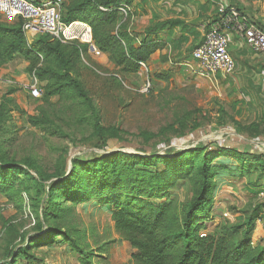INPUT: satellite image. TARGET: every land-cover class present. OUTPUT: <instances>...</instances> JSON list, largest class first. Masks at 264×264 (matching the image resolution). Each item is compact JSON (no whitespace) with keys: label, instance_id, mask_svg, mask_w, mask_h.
Masks as SVG:
<instances>
[{"label":"trees","instance_id":"16d2710c","mask_svg":"<svg viewBox=\"0 0 264 264\" xmlns=\"http://www.w3.org/2000/svg\"><path fill=\"white\" fill-rule=\"evenodd\" d=\"M130 3L132 0L127 2ZM121 7L122 0H65L62 19L66 24H89L95 45L119 72L136 74L142 70L140 63L147 64L162 44L144 41L140 47L135 46L128 32L129 20ZM171 23L154 25L147 33ZM23 25L22 19L13 24L0 22V68L16 58L28 63L29 74L44 84L43 102L66 99L83 111V121L97 140L96 148L107 151L110 140H122L117 128L103 125L101 109L73 71L72 58L87 51L88 45L80 44L81 48L76 42L63 44L47 34L29 41ZM154 78L168 80L169 76L156 73ZM14 93V90L8 92L0 103V130L13 119ZM28 120L31 127L50 128L49 118L35 115ZM233 123L239 130L264 137V123L247 127ZM168 129L157 134L145 133V141L165 134ZM209 144L183 152L167 150L165 156L156 152L150 156L133 152L92 153L87 160L74 158L72 170L64 161L48 175L30 159L19 162L10 158L0 142V192L12 195L20 186L28 187L30 181H37L32 173H37L43 181L56 180L48 186L45 200L47 208L43 216L49 223L48 230L33 243L52 245L54 236L60 235L63 242L81 254L82 264H92V260L86 240L89 236L80 229L75 206L93 196L104 197L103 204L111 209L116 230L135 250L132 254L135 264H264V244L254 246L252 242L257 223L264 217V202L255 205L238 224L220 223L214 234H202L208 230L218 173L223 171L215 164L221 153L230 154L241 164L242 176L258 170L263 178L264 153L229 147L216 152L209 149ZM160 162L165 165L164 170L150 169ZM182 180L188 181L193 192L185 202L169 197ZM68 202L71 204L65 205ZM50 223L58 225L54 227ZM29 249H21L18 256ZM99 249L97 253H102L103 249Z\"/></svg>","mask_w":264,"mask_h":264},{"label":"rangeland","instance_id":"374dc122","mask_svg":"<svg viewBox=\"0 0 264 264\" xmlns=\"http://www.w3.org/2000/svg\"><path fill=\"white\" fill-rule=\"evenodd\" d=\"M0 22H5L1 16ZM187 57L186 61H192ZM72 60L75 75L101 109L103 125L117 128L122 140H110L107 151L96 148L97 140L83 121V111L66 99L53 98L49 103L33 99L28 87L35 84L43 95L44 84L29 74L28 63L16 58L0 68V103L8 92L15 91L13 119L0 130V142L10 158L19 162L30 159L49 175L64 161L72 170L74 158L87 160L92 153L150 156L156 152L165 156L167 150L183 152L203 143H212L207 146L216 152L229 147L264 153V145L251 143L257 139L254 133L239 130L228 120L227 103L217 94L220 86L192 75L183 66L171 69L169 79L161 81L146 69L136 74L120 73L106 54L98 58L89 49ZM147 79L154 88L149 95H143L139 89ZM35 115L49 118L50 128L31 127L28 119ZM164 128H169L168 132L145 141V133L157 134ZM215 164L223 171L218 173L208 230L203 235L214 234L220 223L238 224L255 205L264 202V178L258 170L242 176L241 164L227 153H221ZM150 169L162 171L165 165L160 162ZM32 174L37 181H30L28 187L20 186L12 195L0 192V264H82L81 254L63 242L60 235L54 236L52 245L33 243L48 230L49 223L43 216L45 200L48 186L56 180L43 181L37 173ZM179 184L169 197L185 202L193 192L187 180ZM103 200L93 196L75 206L80 229L89 236L86 240L92 264H135V250L116 230L113 213ZM261 220L258 225L264 231V217ZM263 234L256 227L254 246L264 244ZM26 247H30L27 253L18 256ZM99 248L102 253H97Z\"/></svg>","mask_w":264,"mask_h":264},{"label":"crops","instance_id":"0c3cea01","mask_svg":"<svg viewBox=\"0 0 264 264\" xmlns=\"http://www.w3.org/2000/svg\"><path fill=\"white\" fill-rule=\"evenodd\" d=\"M128 1L122 0L121 12L129 20L128 32L134 45L140 47L144 41L162 44L147 63L148 73L169 76L171 69L183 66L192 75L220 86L217 94L227 103L229 121L243 127L264 123V54L253 51L240 37L228 11H219L223 5L235 7L243 20L264 30V0H132L127 4ZM166 22L173 23L147 33L150 27ZM213 28L224 30L229 37V53L236 63L233 75L201 76L199 65L192 58V51ZM188 55L190 62L185 60ZM251 143L264 145V137ZM258 223V233H264Z\"/></svg>","mask_w":264,"mask_h":264},{"label":"built area","instance_id":"2783aa9c","mask_svg":"<svg viewBox=\"0 0 264 264\" xmlns=\"http://www.w3.org/2000/svg\"><path fill=\"white\" fill-rule=\"evenodd\" d=\"M63 0H0V16L6 23L13 24L18 20L24 21L23 29L29 41L39 34H47L53 40L63 44L79 43L88 45L90 53L98 58L104 54L98 49L93 40L92 29L87 23L73 22L66 24L62 19ZM221 14L227 11L231 21L246 44L255 52L264 54V30L255 24L243 20L235 7L223 5ZM192 58L199 65L201 76L222 74L230 76L235 73L236 63L229 53V37L219 28L206 32L204 40L192 51ZM147 70V64L140 63ZM154 85L147 79L139 89L143 95H149ZM33 99H40L42 92L33 84L28 87Z\"/></svg>","mask_w":264,"mask_h":264}]
</instances>
